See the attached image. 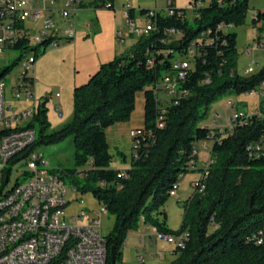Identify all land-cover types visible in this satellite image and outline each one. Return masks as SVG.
Instances as JSON below:
<instances>
[{
  "label": "trees",
  "instance_id": "16d2710c",
  "mask_svg": "<svg viewBox=\"0 0 264 264\" xmlns=\"http://www.w3.org/2000/svg\"><path fill=\"white\" fill-rule=\"evenodd\" d=\"M205 1L190 3L196 6ZM89 7L115 9V2L81 6ZM151 10L142 8L140 15L148 17L155 28L140 36L128 51L101 63L85 83L74 87V114L68 123L51 129L47 99L39 102L28 123L35 128L36 137L23 157L72 138L73 167L56 169L47 162L46 168L65 183L72 182L81 193H92L114 217L105 235L106 264H124L128 233L139 230L142 222L156 228L158 235L188 233L184 245L176 246V258L170 264H264V241L258 244L253 239L264 230V101L260 114L243 115L222 132L206 124L212 105L223 96L247 94L264 81V66L251 75L238 72L237 33L230 30L246 22L250 0H209L196 8L194 23L188 20L187 9L178 8L175 2L168 6L170 13L154 10L151 15ZM253 11L257 39L264 30V9ZM135 12L132 5L128 18L135 19ZM172 29L180 36H171ZM48 45L30 46L26 37L17 41L14 49L20 50L21 56L4 65L0 77L12 72L27 49L35 51L38 59ZM191 49L192 67L178 85L179 95L161 100L157 94L160 80L173 72V63L188 57ZM29 80L35 85L33 76ZM140 91H145L146 99L142 127L150 134L138 138L131 167L121 176V170L111 167L107 129L130 120ZM160 116L162 127L157 125ZM202 140L213 141L206 188L181 202L184 218L180 228L172 230L162 207L174 186L197 169L199 155L195 151ZM122 158L126 160L124 154ZM45 164L39 162L41 167Z\"/></svg>",
  "mask_w": 264,
  "mask_h": 264
},
{
  "label": "built area",
  "instance_id": "2783aa9c",
  "mask_svg": "<svg viewBox=\"0 0 264 264\" xmlns=\"http://www.w3.org/2000/svg\"><path fill=\"white\" fill-rule=\"evenodd\" d=\"M56 1L0 0V58L7 50L14 49L16 42L25 37L28 38L30 46L42 47L45 43L50 47L57 46L61 39H74L77 34L76 16L81 6L89 2L98 4L109 2V0H61L63 7L56 8ZM117 1L114 0L115 6ZM174 2L175 0H167V13H170L168 6ZM131 7L132 4L127 2L125 16L130 34L142 36L155 28L154 23L146 16L145 24L137 23L136 19H129L127 12ZM154 10H151V15ZM30 21L33 23L32 27L27 25ZM34 30L35 35L31 33ZM169 34L173 37L180 36V32L175 29L170 30ZM254 49L264 51V30L251 46V50ZM193 57L194 50L191 49L188 57L173 63L174 71L166 74L157 86L158 98L164 101L179 95L178 85L187 78ZM23 59L24 68L16 75L11 90L16 99H20L22 95L28 98L34 96L35 85L29 78L34 77L31 70L37 60L35 51L27 49ZM255 72L254 67L250 66L244 74L251 75ZM6 90V80L0 77V131H10L9 141L0 144V264H106V241L102 233V216L108 213L106 208L101 207L96 212L80 208L73 216L77 224L68 223L66 212L71 202L68 199V185L47 170L39 169V162H44V154L39 150H33L26 158L23 157L24 150L36 137L35 128L28 127L30 121H26L34 117L39 102L34 100L30 107L12 112L14 107L7 102ZM160 92L164 94V98L160 97ZM247 94H258L264 99V81L256 90ZM228 104L232 107L233 100H228ZM164 112L163 110L161 113ZM242 116L236 112L230 118V128ZM157 125L163 126L162 116L157 118ZM220 131L223 129L220 128ZM146 133L150 134L143 127L130 129L129 134L134 142L133 149L139 144L138 138ZM195 154H198V150ZM211 163L212 158L205 162L199 176L193 180L195 193L204 192L207 169ZM17 164L21 165L16 168ZM19 170L23 171L22 175L26 181L21 183L17 177L16 182L10 186L13 173ZM25 171L29 174L25 175ZM120 175L124 176L125 172L122 171ZM179 186L180 183L174 186L172 195L176 194ZM263 235L264 230L255 234L253 239L261 244L264 241ZM157 236L171 238L167 235ZM187 236L188 233L185 232L177 237V246H183ZM157 255L161 258L163 253L158 252Z\"/></svg>",
  "mask_w": 264,
  "mask_h": 264
},
{
  "label": "rangeland",
  "instance_id": "374dc122",
  "mask_svg": "<svg viewBox=\"0 0 264 264\" xmlns=\"http://www.w3.org/2000/svg\"><path fill=\"white\" fill-rule=\"evenodd\" d=\"M190 1L191 0H176L175 3L178 8L187 9V18L191 23H194L196 8L204 6L207 3L198 2L197 5L194 6ZM127 2H130L136 12H138L136 21L139 24H142L143 20L145 21V18H143L144 16L142 17V15H139V10L142 8H158L162 13H166L167 0H126L124 3L125 5L118 0L115 9H96L94 7L80 8L76 16V37L72 41L61 39L57 46L48 47L45 54L41 55L36 60L33 70H31L32 75L34 74L36 78L33 98L22 95L20 99H16L11 91L16 75L24 68L23 57L19 60V63L13 67L12 72L4 77L7 83V102L14 107V111L12 112L21 111L27 106L32 105L35 99L37 102L47 99V116L51 129H59L68 123L73 118L74 114V86L85 83L89 79V73H92L95 69L92 65L93 61L95 59L97 60L98 56L104 53H124L130 49L140 37L134 35V37L131 38L126 35L129 32L125 16V6ZM55 7H63L61 0L56 1ZM250 7L251 10L247 13L246 22L243 25L230 28L231 31L237 33V70L240 74H244L245 70L250 66H253L255 71H258L264 66V51L262 49L251 50V46L255 43L258 31L257 28L252 25L253 10L264 9V0H250ZM144 21L143 24H145ZM27 25L32 27L33 23L30 21ZM121 32H123L124 35L122 36L125 40L120 38L119 34ZM31 33L35 35L36 31H31ZM20 56V50H7L0 58V72L4 65H10ZM230 99L233 100L232 107L228 104V100ZM262 101H264V99L258 94L249 95L244 93L241 95L223 96L212 105L211 114L209 119L206 120V124H210V126L214 125L215 128L221 129L230 127V118H232L236 112L245 116L260 114L259 106ZM216 114H219L218 118ZM214 119H217L216 123L213 122ZM31 120L30 118L26 122ZM36 128L38 130V124ZM109 143L110 151L113 154L111 167L123 169L127 164L131 167L134 152L132 136L124 132L121 137L115 140L109 135ZM212 143V140H202L198 143V158L200 161H208L210 158H213L211 149ZM37 150L44 154V163H46L43 165L44 168L47 167L49 169L50 166L51 168L64 169L73 167L74 165V145L71 137L58 144L42 146ZM123 154L126 156V160L122 158ZM20 165L21 164H17L16 168ZM22 174V170L15 171L12 175L10 186L16 182L17 177L20 179L21 183H24L26 179ZM197 177L198 173L195 170L190 171L184 176L182 178V183H180L181 188L179 193L185 197L193 194L194 188L192 182ZM66 184L69 189L68 199L71 200L70 205L67 206L66 212L70 225L77 224V220H75L73 216L80 208L93 212L101 209L99 202L92 193H81L79 190H76L77 188L70 181H67ZM162 209H166L168 227L172 230H178L182 224L185 213L181 202L177 201L174 195H171ZM113 221L114 217L109 213L102 216V233L104 235L112 228ZM141 224L145 227V223L142 222ZM151 238L154 242L151 243L148 237L146 247L140 246L139 250L135 248V243H132L131 237L129 240L127 238L123 246V263L140 264L144 262L145 264H158L161 262V264H170L176 257L174 251L177 246V237L171 236L169 239L151 236ZM158 252L163 253L161 259H151V255L154 253L157 254Z\"/></svg>",
  "mask_w": 264,
  "mask_h": 264
},
{
  "label": "crops",
  "instance_id": "0c3cea01",
  "mask_svg": "<svg viewBox=\"0 0 264 264\" xmlns=\"http://www.w3.org/2000/svg\"><path fill=\"white\" fill-rule=\"evenodd\" d=\"M120 1L122 2V4H124L126 0H120ZM175 2H176V0H175ZM206 3L208 4V1H206ZM149 9H151V8H149ZM155 10H158L159 11L158 8H155ZM137 15H138V12H135V19L137 18ZM139 15H140V10H139ZM252 16H253V14H252ZM143 18H145V17H143ZM143 21H142V24H143ZM120 34H121L120 38L123 39V40H125V38L122 36V35H124L123 32H121ZM126 35L129 36V37H131V38L134 37V34H130L129 32ZM118 54H121V53H114V52H112V53H104V54L98 56L97 60L95 59L93 61V64H92L93 65V68H95L94 71L99 68V66H100L101 63L107 62V61L111 60L114 56H116ZM94 71H92V73H89V77L93 74ZM34 77H35V75H34ZM35 87H36V83H35L34 89H35ZM159 94H162V95H160V97H162V98L165 97L162 92H160ZM38 102H40V101H38ZM145 102H146V99H145V91L138 92L137 98H136V108H135V110H134V112H133L130 120L127 121V122H123V123H117V124L109 127L107 129L108 141H109V135H111L112 138H114L116 140L117 138L121 137L124 132L125 133H129L130 129H132V128H137V127L144 126ZM32 105H33V103H32ZM30 106H27L26 108H28ZM216 115H217V118H218L219 117V114H216ZM213 122L216 123L217 122V119H214ZM205 162L206 161H200L199 158H198V165L196 167L197 169H195V171H197V173H198V176H199L200 169L203 167V165L205 164ZM129 167H130L129 164H127L123 169H120V168H115V169H119L121 171H125ZM181 183H182V181H181ZM180 188H181V184H180V187H179L178 191L174 195V197H175V199L177 201L183 202L186 199H188L192 194H190L189 196H186L185 197V196H183V195H181L179 193ZM164 210L166 212V209H164ZM166 214H167V212H166ZM157 235H158V231L156 230V228H154L151 225L145 224V227H143V225H141V227L137 231H130L127 238L129 240L130 237H131L132 243H135V248L137 250H139V247L140 246L146 247V243L148 242V237L150 238V242L153 243L154 240L151 238V236H157ZM157 258L158 259H161L155 253L151 255V259H155L156 260ZM143 260H144V258H143ZM126 264H128V263H126ZM158 264H161V262H159Z\"/></svg>",
  "mask_w": 264,
  "mask_h": 264
},
{
  "label": "bare ground",
  "instance_id": "6f19581e",
  "mask_svg": "<svg viewBox=\"0 0 264 264\" xmlns=\"http://www.w3.org/2000/svg\"><path fill=\"white\" fill-rule=\"evenodd\" d=\"M10 139V131H0V144L2 143H6L7 141H9ZM39 169L41 170H47V168H44V167H41L39 166ZM48 171V170H47ZM208 171V169H207ZM49 172V171H48ZM53 175V174H51ZM207 176H208V173H207ZM55 178H58L57 176H55ZM207 178V177H206ZM62 181V180H61ZM62 183H65L64 181H62ZM66 184V183H65ZM177 185V184H176ZM175 185V186H176ZM100 207H104V206H101Z\"/></svg>",
  "mask_w": 264,
  "mask_h": 264
}]
</instances>
